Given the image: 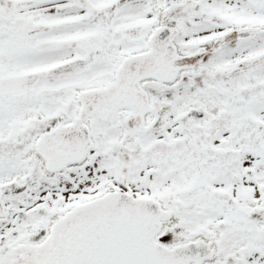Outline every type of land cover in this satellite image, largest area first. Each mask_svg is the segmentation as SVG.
<instances>
[{"label":"snow or ice","instance_id":"6c2138e0","mask_svg":"<svg viewBox=\"0 0 264 264\" xmlns=\"http://www.w3.org/2000/svg\"><path fill=\"white\" fill-rule=\"evenodd\" d=\"M0 264H264V0H0Z\"/></svg>","mask_w":264,"mask_h":264}]
</instances>
